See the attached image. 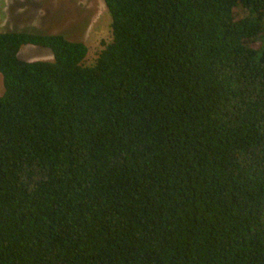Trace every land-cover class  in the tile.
I'll use <instances>...</instances> for the list:
<instances>
[{
  "label": "trees",
  "instance_id": "1",
  "mask_svg": "<svg viewBox=\"0 0 264 264\" xmlns=\"http://www.w3.org/2000/svg\"><path fill=\"white\" fill-rule=\"evenodd\" d=\"M102 1L0 33V264H264V0Z\"/></svg>",
  "mask_w": 264,
  "mask_h": 264
},
{
  "label": "rangeland",
  "instance_id": "2",
  "mask_svg": "<svg viewBox=\"0 0 264 264\" xmlns=\"http://www.w3.org/2000/svg\"><path fill=\"white\" fill-rule=\"evenodd\" d=\"M0 33L60 35L83 43L84 66H93L112 41L111 17L102 0H0ZM18 58L25 62L53 60L50 50L25 45ZM0 74V96L3 94Z\"/></svg>",
  "mask_w": 264,
  "mask_h": 264
}]
</instances>
